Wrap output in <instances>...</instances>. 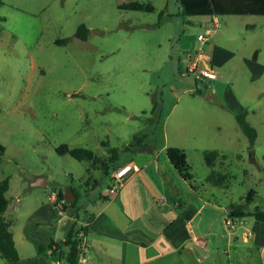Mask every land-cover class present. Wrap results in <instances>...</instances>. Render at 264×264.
I'll return each instance as SVG.
<instances>
[{
	"label": "rangeland",
	"instance_id": "rangeland-1",
	"mask_svg": "<svg viewBox=\"0 0 264 264\" xmlns=\"http://www.w3.org/2000/svg\"><path fill=\"white\" fill-rule=\"evenodd\" d=\"M131 1L154 10L120 7ZM217 19L202 26L206 19L182 15L179 0H0V181L8 178L4 216L21 259L35 255V234L56 192L72 187L87 207V178H96V193L107 192L103 163L150 160L142 173L152 184L168 174L184 187L177 213L189 219L184 230L204 234L202 264L234 261L231 253L247 245L239 221L248 218L226 210L264 211V16ZM80 24L86 40L74 36ZM208 27L216 30L203 53L212 57L217 48L221 63L215 84L199 93L183 52L195 50ZM242 113L257 133L252 145L236 120ZM164 145L186 153L191 193L166 165ZM62 146L90 149L98 164L60 153ZM210 151L225 155L213 167L204 159ZM211 170L225 175L222 185L205 180ZM38 178L44 186L32 185ZM164 194L171 199L167 187ZM240 256L257 259L244 248ZM0 264L10 263L0 257Z\"/></svg>",
	"mask_w": 264,
	"mask_h": 264
},
{
	"label": "crops",
	"instance_id": "crops-1",
	"mask_svg": "<svg viewBox=\"0 0 264 264\" xmlns=\"http://www.w3.org/2000/svg\"><path fill=\"white\" fill-rule=\"evenodd\" d=\"M166 6L167 2L164 4L163 9ZM194 17L206 19L201 20L202 26H206L209 21L214 26L218 25L217 16H189V18ZM215 30L214 27H208L203 33L199 34L210 31V34L206 35L207 41L208 36H211ZM206 41L202 44L201 58L214 70L215 66H220L221 61L218 57L217 48L214 49L212 57L204 55L203 45ZM192 50L191 52H183L184 55H187L184 64L186 74H188L186 68L194 58L197 48ZM216 79L217 74L214 80L201 83V87H198L194 81V92L196 89H211ZM212 97L214 95L209 93L208 98ZM167 147L169 146H163L164 152ZM129 162L135 164L133 161ZM150 162V160L145 161L141 166L135 164L138 166V170H130L114 193L108 191L110 176L106 179L107 192L104 194L96 193V178H87L84 181L87 184L84 191L87 207L83 206L84 208L82 207L80 210L78 222L86 228L83 236L86 253L79 264H202L204 262L205 258L202 254L195 248L187 246L189 241H193L205 252L208 243L201 237L204 234L193 231L191 226L189 229L185 228L184 230L183 225H191L187 223L189 219L186 217L185 211L177 213L180 208V203L177 201L180 199L179 195L184 193V187H180V183L177 181L173 183L174 179L165 171L163 162H158V169L162 170L165 173L164 175H167L152 184V180H154L152 175L148 172L142 173ZM124 163L127 162L115 163L113 168ZM166 165L173 167L168 159ZM172 169V173L191 193L192 189L188 182L174 168ZM166 187L172 195L171 199H168L164 194ZM54 198L55 195L51 196L49 201L51 205L46 208L45 215L47 218L44 220V228L42 227L43 229H37L36 231L35 255L26 259L19 258V260L10 262V264L51 263L49 253L39 252V245H45L52 240L59 241L63 239L64 227L70 218L66 212L60 210L63 214L62 220H56V215L51 208L52 204L54 205ZM55 207L58 209L57 206ZM229 210L227 209L226 212ZM243 218L245 217L240 219ZM246 218L254 221L240 220L237 234L240 233L243 243L247 245L241 246L235 249L233 254L231 253L230 259L233 258L234 261L230 264H264V222L252 217ZM249 232L250 235H248ZM27 235L26 232L25 236ZM236 237V234L232 235L230 241H233ZM243 248L248 257L256 256V261L246 260V256H240L236 259V254H239Z\"/></svg>",
	"mask_w": 264,
	"mask_h": 264
},
{
	"label": "trees",
	"instance_id": "trees-1",
	"mask_svg": "<svg viewBox=\"0 0 264 264\" xmlns=\"http://www.w3.org/2000/svg\"><path fill=\"white\" fill-rule=\"evenodd\" d=\"M182 15L189 16H204V15H214V16H236V15H263L264 16V0H179ZM123 9L133 10V11H153L154 7L150 3H141L138 1H131L128 3H123L120 5ZM88 35V28L84 24H80L74 34L80 40H86ZM66 39L56 41L57 43L65 42ZM200 93V89H196ZM237 123L239 124L241 130L248 138V142L252 145L257 136L256 130L246 121L245 113L236 115ZM60 153H67L77 160H89L93 164H98L97 159L90 149L82 147L68 148L62 146ZM165 155L169 163L173 168L181 175L185 180L191 179V174L189 172L190 166L187 162L186 153L183 149L178 147H167L165 150ZM219 156L225 157V155L220 154L217 151H210L204 153V159L208 166L213 167L216 159ZM125 164V163H124ZM123 165V164H122ZM104 166V167H103ZM101 167V172L103 177L108 179L112 172L117 168H113L111 162L109 165L103 163ZM121 166V165H120ZM207 182L214 185H222L225 180V175L217 173L211 170L209 175L205 178ZM97 180H95V186ZM9 182L8 178L0 181V257L6 260L8 263L19 260V255L16 250L13 233L10 230V224L6 220L4 213L8 206V199L5 196L8 190ZM73 193L75 194V199L73 201L65 200L63 204V209L61 211L66 212L70 217L64 227V238L59 241H50L49 243L39 245V252L47 254L49 253L51 262L53 259H60L68 262L69 264H77L78 259L81 254V243L83 237L79 234H85L86 228L79 224V213L82 209V204H78V200L81 194L75 191L71 187ZM256 194L255 190H250L248 193V200ZM64 200L63 192L58 191L55 194V202ZM229 217L241 218V217H252L256 220L264 222V211L259 209H254L252 211H246L238 206H231L230 210L227 212ZM51 264V263H50Z\"/></svg>",
	"mask_w": 264,
	"mask_h": 264
},
{
	"label": "built area",
	"instance_id": "built-area-1",
	"mask_svg": "<svg viewBox=\"0 0 264 264\" xmlns=\"http://www.w3.org/2000/svg\"><path fill=\"white\" fill-rule=\"evenodd\" d=\"M210 34L209 32H205V34H199L197 36V40L200 42V45L197 47L196 54L188 67L186 68V71L188 74H190L194 81L196 82L197 86L200 87L201 83L214 80L216 78V72L210 67V65L207 62H203L201 58L202 54V44L206 41V35ZM130 170H138V166L133 164L132 162H127L121 166H118L111 174L110 180H109V193H114L118 187L122 184L123 178L126 176V174ZM55 202V198H54ZM65 203L64 200H60L56 203V206L58 210L63 209V204ZM226 225H233L231 224V221L229 219H225ZM80 236H84L82 233L79 234ZM250 235V232L248 233ZM81 254L78 259V263L83 259L86 253L85 243L84 239H82L81 243ZM51 264H69L68 262H65L64 260L60 259H53Z\"/></svg>",
	"mask_w": 264,
	"mask_h": 264
},
{
	"label": "water",
	"instance_id": "water-1",
	"mask_svg": "<svg viewBox=\"0 0 264 264\" xmlns=\"http://www.w3.org/2000/svg\"><path fill=\"white\" fill-rule=\"evenodd\" d=\"M45 181L46 180L44 178H38L32 183V185L44 186ZM63 197L67 201H73L75 199V194L73 193L71 187L67 188V191L63 194ZM187 246L195 248L200 254H204V250L202 248H200L198 245L194 244L193 241H189L187 243Z\"/></svg>",
	"mask_w": 264,
	"mask_h": 264
}]
</instances>
